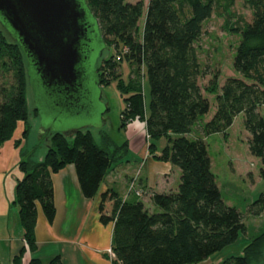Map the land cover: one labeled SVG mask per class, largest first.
Wrapping results in <instances>:
<instances>
[{
  "label": "trees",
  "instance_id": "16d2710c",
  "mask_svg": "<svg viewBox=\"0 0 264 264\" xmlns=\"http://www.w3.org/2000/svg\"><path fill=\"white\" fill-rule=\"evenodd\" d=\"M87 1L99 20L107 47L113 50L98 66L101 86L117 80L122 94H126L120 128L126 130L129 123L136 120L143 122L153 157L170 162L180 170L176 190L153 194L156 207L153 211L143 201L124 200L113 188L101 193L98 206L101 221L113 224L112 262H203L247 233L243 214L223 198L205 137L227 133L235 119L244 114L249 150L261 160L260 176L264 180V116L261 113L264 106V0H248L252 21L243 26H238L237 22L231 27L241 36L233 63L239 76L228 77L218 90L219 74H215L212 90L216 91V109L210 120H203L211 102L199 83L206 72L202 70L196 43L203 35L205 21L217 8L230 6L234 0H149L144 26L140 24L145 7L143 0ZM5 37V31L0 28V44L3 50L10 51L18 82L11 88L0 87V146L14 139L18 128L26 134L24 124L28 117L25 57L19 45L11 39L7 42ZM125 60L134 66L135 72L128 84L121 68L118 71ZM142 73L149 79V98L144 93ZM72 136L70 141L69 135H51L53 145L44 160L22 159L19 163L24 177L18 181L17 202L24 239L31 252L37 247L39 205L50 223L56 217L53 174L68 164H75L84 195L93 198L117 162L115 153L110 151L109 136L105 135L103 145L96 143L91 130ZM162 137L167 142L158 154L157 142ZM18 142L16 139V144ZM124 146L126 153L128 141ZM248 212L254 216L264 215V191L249 205ZM262 244L261 235L257 236L245 247L243 255L226 258L219 264H253L261 254ZM23 254L24 250L21 256ZM21 256L15 259L18 261ZM29 264L43 263L33 256ZM50 264H62L60 256L53 258Z\"/></svg>",
  "mask_w": 264,
  "mask_h": 264
},
{
  "label": "rangeland",
  "instance_id": "374dc122",
  "mask_svg": "<svg viewBox=\"0 0 264 264\" xmlns=\"http://www.w3.org/2000/svg\"><path fill=\"white\" fill-rule=\"evenodd\" d=\"M130 1L136 2L138 0ZM143 1L145 7L140 19V24L142 26H144L149 0ZM252 17L253 13L248 0H234L230 6L224 5L217 8L213 15L204 23L203 35L196 43V48L198 50L202 70L206 72L199 79V83L203 88L204 94L210 98L211 108L209 113L203 116V120H210L215 113L216 91L212 90L215 74H219L218 90H220V87L225 83L228 77L239 76L234 69L233 63L238 45L241 41V36L231 27H235L237 22H239L238 26H243L247 22H251ZM0 28L2 29L1 24ZM3 30L5 31V29ZM5 33L7 36L5 40L8 42V39L10 41L11 37L8 35L7 31H5ZM3 49L4 48L0 44V87L8 85L9 88H11L18 82L16 79V66L14 60L10 59V51L6 52ZM111 54H113V50L107 47L99 60L98 66L102 65L104 59L110 57ZM6 65L10 66L12 71L7 70L8 67ZM120 68L124 81L127 84L130 83L131 80L134 79V66L125 60L121 62L118 71H120ZM141 75L144 93L147 98H149L150 84L148 76L144 73ZM25 90L28 104V117L24 124L25 128H27L26 134H24V132L22 133L21 128H18L16 137L6 141L0 146V232H8L7 222H9L11 223L9 231H11L13 236H15V234L21 236L24 231L20 217V207L17 202L18 181L24 177L23 171L19 167L20 161L22 159H32L35 162L44 160L46 153L53 145L51 135L48 134V132H42L45 126L51 129L63 130L69 128L72 123V121L68 119L71 117L66 115L56 118L52 113L49 114L47 111V108L49 110V103L46 97L43 98V109L41 110L43 115L39 114L35 110L39 104L36 102L34 89L30 84H27ZM101 93V100L108 107V110L104 114L105 124L100 127L95 126L89 128V130H91L96 143L100 145L105 144V135L109 136L110 139L108 140L110 145L112 144L110 146V151L115 153V158H118L119 155L125 154L126 149L124 144L126 141H128V146L130 148V142L126 140V132L133 126L128 125V130L120 128V116L126 106L124 100L126 94H122L123 91L118 86L117 80H112L108 85H102ZM261 113L264 116V106L261 107ZM80 123L85 125L88 121L85 122L82 120ZM95 123H98V121ZM143 132L142 134L149 139L145 132ZM73 138L72 135H69L70 141H72ZM146 138L145 141H147V143L144 142L145 145H143L145 154L147 155L146 157L148 158L152 157L154 154L148 149V140H146ZM205 138L213 160V170L217 175V181L221 188L223 198L228 204L238 208L243 214L244 222L247 226V233H242L235 243L211 256L209 258L210 263L217 264L226 258L243 255L248 243L253 238L261 235L263 240L261 254L258 258L254 259L252 263L264 264V215L254 216L248 212L249 205L264 191V180L260 176L261 160L253 156L249 150V134L245 129L244 114L239 115L235 119L234 124L227 133L212 134ZM16 139H19L18 144H16ZM166 142L167 140L165 137H162L157 144L162 148ZM116 144L118 146L115 151ZM133 156L134 153L128 152V157H130L132 161L135 159L138 161L143 160L142 156ZM126 160L127 159H125V161ZM143 171L144 166L137 164L135 166L134 176L136 178L141 177ZM169 176L170 180L177 178L176 174L170 173ZM134 185H136V183H131V186H129L130 190L134 188L137 189ZM101 193L102 189L100 188L98 194L93 198L97 196L100 197ZM100 200L101 198L99 202ZM39 208L43 211L41 205H39ZM1 235L3 236V234Z\"/></svg>",
  "mask_w": 264,
  "mask_h": 264
},
{
  "label": "water",
  "instance_id": "95a60500",
  "mask_svg": "<svg viewBox=\"0 0 264 264\" xmlns=\"http://www.w3.org/2000/svg\"><path fill=\"white\" fill-rule=\"evenodd\" d=\"M0 24L25 57L38 113L46 97L49 114L71 117L69 128L42 132L72 135L105 124L97 70L107 43L87 0H0Z\"/></svg>",
  "mask_w": 264,
  "mask_h": 264
},
{
  "label": "crops",
  "instance_id": "0c3cea01",
  "mask_svg": "<svg viewBox=\"0 0 264 264\" xmlns=\"http://www.w3.org/2000/svg\"><path fill=\"white\" fill-rule=\"evenodd\" d=\"M129 125L133 126L126 132V140L130 142L128 152L137 157L142 156L143 160L132 161L128 152L125 153V158L119 156L103 180L101 189L104 192L113 188L124 200L143 201L153 211L156 210L152 201L153 194L176 190L180 170L170 162L156 160L153 156L147 158L144 151L147 141L142 134L143 131L146 134L145 124L136 120ZM160 150L158 146L156 153L159 154ZM137 164L143 165L144 171L141 177L136 178L134 171ZM170 173L176 174L177 178L170 180ZM133 182L137 189L130 190L129 186ZM53 183L56 206L54 222L50 223L38 207L37 247L32 252L24 239V231L21 236H13L9 231L11 223L7 222L8 232H0V264H29L33 256L40 258L43 264H50L56 256H60L62 264H113L107 253L112 246L113 224H104L100 219L97 205L101 196L87 198L83 194L74 164L53 174ZM23 250L24 254L21 256ZM18 256L21 258L17 261L15 258ZM197 264L216 263H210V259H207Z\"/></svg>",
  "mask_w": 264,
  "mask_h": 264
},
{
  "label": "built area",
  "instance_id": "2783aa9c",
  "mask_svg": "<svg viewBox=\"0 0 264 264\" xmlns=\"http://www.w3.org/2000/svg\"><path fill=\"white\" fill-rule=\"evenodd\" d=\"M138 194H141V192H138ZM108 254L110 255L111 258H114V252L111 247L108 249Z\"/></svg>",
  "mask_w": 264,
  "mask_h": 264
}]
</instances>
